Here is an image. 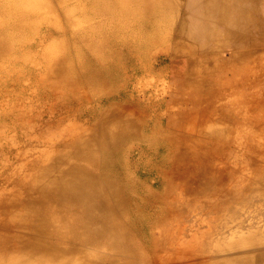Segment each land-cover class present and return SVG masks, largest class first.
<instances>
[{"label":"bare ground","instance_id":"obj_1","mask_svg":"<svg viewBox=\"0 0 264 264\" xmlns=\"http://www.w3.org/2000/svg\"><path fill=\"white\" fill-rule=\"evenodd\" d=\"M44 1L26 9L20 0H0V14L7 22L10 19L9 24L16 30L22 25V29L31 30L35 23H30V18H40L37 24L50 26L41 12L53 4ZM56 1L63 4L66 0ZM73 1L74 6L63 13L69 18L75 12L80 19H69L70 33H61L67 38L66 48L60 59L52 60L53 70H45L44 78L55 76L56 87L65 97L82 88L87 90L85 101L93 103L87 112L92 134L85 141L78 136L70 141L71 151L49 162L42 173L29 165V184L21 201L23 214L9 209L6 212L9 228L24 233L16 235L9 247V264H72L73 257L81 253L91 257L99 248L107 252L102 260L106 264H141L145 259L154 263L156 257L170 255V245L182 239L179 236L186 230L172 225L173 221L185 220L186 203L171 202L173 194L176 197L179 193L173 189L175 184L186 183L190 177H212L203 169L205 164H212L213 159L226 162L224 154H230L238 145L252 146L251 135L256 130L250 128L249 108L264 113V85L257 90L260 95L254 102L251 94L239 101L227 99L228 93L221 92L217 81L211 79L218 75L217 69L223 74L238 67L240 74L250 78L249 66L256 60L250 51L241 53L237 49L231 51L225 63L217 65L216 54L211 56L209 43L202 38L223 30L228 33L227 45L242 41L251 25L247 17L253 15V8L257 10L252 5L260 2L264 8V0H188L187 12L197 23L193 34L198 45L185 31L188 21L180 17L181 9L173 0ZM80 22L90 25L82 26ZM157 48L165 52L166 58L154 68L145 62L154 59ZM118 49L126 51L127 64L120 63ZM193 53H198L200 60L191 64L190 72L180 74L175 58ZM150 75H169L171 82L163 92L168 102L157 99L153 80L139 79ZM105 98H121V102L101 109L98 105ZM212 121L222 123L223 128L213 129ZM192 129L199 131L196 136L188 135ZM135 149L138 158L130 160ZM160 151L163 154L159 161L148 164L151 171L163 170L158 187L127 177L144 158ZM66 158L72 162L63 170L59 164ZM216 177L213 184L220 188L209 195L211 198L206 197L210 181L197 184L204 185L200 199L208 198L203 206H211L214 215L233 210L239 205L238 190L243 195L247 190L244 184L238 187L234 178L225 183L220 175ZM253 177L261 179L264 171L255 172ZM224 183L226 188L221 189ZM211 232L201 233L202 242L192 237L189 247L198 255L204 253ZM201 264L219 263L209 260Z\"/></svg>","mask_w":264,"mask_h":264},{"label":"rangeland","instance_id":"obj_2","mask_svg":"<svg viewBox=\"0 0 264 264\" xmlns=\"http://www.w3.org/2000/svg\"><path fill=\"white\" fill-rule=\"evenodd\" d=\"M20 1L25 4L26 9L45 2L44 0ZM48 1L53 6L43 10L41 15L47 17L50 26L37 24L40 18H30L29 22L35 23L31 30L22 29L24 25L21 29L16 30L11 27V20L9 19L7 22V18L0 14V264H9L12 259V257L9 259V247L16 240V235L23 233L9 228L6 212L9 209L23 214L21 201L25 199L27 183L29 184L27 177L29 165L33 171L42 173L49 162L51 163L60 155L66 156L71 151L70 141L72 142L77 136L85 141L92 134L90 127L92 120L88 118L87 112L92 108L93 103L85 101L87 90L82 88L75 95L65 97L56 87L55 76L44 78L45 70L51 71L53 67L52 60L60 59L66 48L64 40L67 38L61 33L65 35L70 33L69 19H80V16L75 12L71 13L69 18L63 13L65 9L74 6L73 0H66L63 4L57 3L56 0ZM173 1L181 9L180 17L188 21L185 31L187 30L192 36V42L198 45L199 40L193 34L197 23L193 16L187 12L189 1ZM1 4L0 9H2ZM252 6H257V10L253 8V15L249 14L247 17L251 25L248 28L247 36L242 41L234 42L231 39L233 43L230 46L227 45L228 33L225 34L223 30L214 32L213 36L205 35L202 38L209 43L207 46L211 56L216 54L215 63L217 65L225 63L231 55V51L237 49L241 53L250 51L256 60L249 66V70L252 71L250 78L240 74L241 67L227 70L223 74H220V69H217L218 75L211 80L217 81L218 89L221 92L228 93L227 99L242 101L251 94L250 98L254 102L260 95L257 90L261 84L264 85V29L262 28L264 8L260 2ZM248 7L250 8V6ZM81 23H83L82 26L90 25L87 22L79 24ZM240 23H243L242 19H240ZM261 23L263 24L259 25ZM230 29L236 30L234 27ZM116 55L121 64H127L125 50L118 49ZM198 55V53H193L189 54L190 57L187 58L182 55L176 57L175 66L178 67L179 73L190 72L191 64L200 60ZM165 58V52H160V49L157 48L154 59L146 61L145 64H151L152 67L158 68L159 62ZM183 61L187 62L182 63ZM139 79L153 80L152 86L156 87L157 99L169 101V98L163 93L167 91V83L171 82L169 75L139 76ZM176 79L174 77V80ZM256 83L259 85L254 86ZM120 102L121 98H105L98 106L105 109L110 104H119ZM161 113L163 121H165L167 117L164 110ZM175 114L173 113V115ZM248 117L252 124L251 130H256L251 135L252 146L245 148V146L238 145L233 148L230 154H224L226 162L221 163L218 159H213L212 164H205L203 169H206L212 177H190L186 183L175 184L173 189L182 195L177 193L174 197L173 194L171 202L186 203L183 206L185 220L183 223L179 220L173 221L172 225L184 226L186 230L183 235L179 236L182 239L176 237L175 244L170 245L173 250L169 256L156 257L154 263H152L153 260L145 259L141 261V264H201V262L209 260L219 264H264V177L258 180L253 177L255 172L264 171V133H261L264 130L260 129L264 126V113L259 110L253 111V108L250 107ZM213 119L218 120L217 116H214ZM216 121L211 122V125L214 126L213 129L223 128V124ZM198 132L192 129L188 135L196 136ZM139 148L143 150L141 147ZM162 154L163 151H160L159 154L147 156L139 166L128 172L127 177L146 182L148 185L154 183L155 188L158 187L161 180L160 172L163 170L160 172L151 171L148 164L157 163ZM131 155L130 160H136L138 150H132ZM152 156H156L154 161L151 160ZM66 159L65 162L59 164V168L66 170L69 167L72 160ZM219 175L225 179V183L228 178H234L236 183L240 184L238 187L244 184L247 186V190L246 196L243 195L242 190H238L240 201L233 210L214 215L210 211L211 206L206 207L203 204H206L210 194L214 195L215 190L220 188L219 185L213 184L216 176ZM202 180H209L212 184L209 194L206 196L209 197L206 200L200 199V190L204 185H197ZM225 183L221 189L226 188ZM182 196L183 199H180ZM225 198L222 197V200ZM188 202L189 204H187ZM208 230H212V232L209 239L206 240V251L198 255L195 250L189 247L188 242L192 237H196V240L202 242L201 233ZM142 235L145 236V232H142ZM162 246L166 247V245ZM6 250L8 253L4 254ZM104 251V248H99L98 253L92 252L96 255L95 257L92 253H90L91 257L81 253L70 261L72 264L93 262V264H106L105 261H102L106 259L103 258V255L107 256V252ZM231 255L235 256L231 258ZM247 258L249 261L244 262L243 260ZM111 259L117 260L116 257ZM117 263L119 262L117 261Z\"/></svg>","mask_w":264,"mask_h":264}]
</instances>
